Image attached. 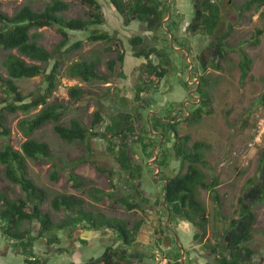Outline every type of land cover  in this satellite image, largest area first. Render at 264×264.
Wrapping results in <instances>:
<instances>
[{"label":"rangeland","instance_id":"rangeland-1","mask_svg":"<svg viewBox=\"0 0 264 264\" xmlns=\"http://www.w3.org/2000/svg\"><path fill=\"white\" fill-rule=\"evenodd\" d=\"M48 1L0 0V9L11 14L21 4L29 3L34 9L41 10ZM65 1L68 2V9L63 12L65 17L87 16L88 5L81 0ZM98 1L102 5L104 22L93 26V29L104 27L109 36L121 41L125 50L124 61L122 65L115 66V73L108 82L98 80L85 82L81 79L65 77L64 71L68 63L81 58L98 59V70L108 73L107 61L116 54L113 50L116 39L93 40L85 32L69 31L70 42L80 39L81 44L63 54L57 88L48 100L65 104L59 123L67 125L70 119L77 118L89 129V134L83 141L66 142L54 132L52 122L45 123L30 134L32 138L46 141L51 151V157L48 159H26L27 176L46 191L43 210L49 212L55 220L64 217L63 211L53 209L50 200L60 193H72L84 199L85 208L95 212L101 211L109 217L123 219L128 224L142 218L144 214L141 210L136 208L127 210L116 198L120 195H132L134 190L130 189L129 185L134 183L142 186L143 192L149 194V204H155L153 201L160 196L163 186L160 173L158 174L157 171L162 170L159 166L162 149L166 147L169 149V158L164 167L168 175L176 173L180 165V158L170 151L174 141L173 133L171 140L163 144V133L158 124L159 121L168 122V117L174 116L172 122L177 121L178 135H189L187 146L194 141H202L207 145L203 149V158L207 166L203 167L200 164L199 166L205 172L208 181L214 175L217 176L216 188L220 204L216 208L210 192L199 188L198 197L206 207L208 215L205 229L193 227L187 221L173 222L174 226L168 233V241H163L167 244L166 252L177 254L180 250L181 264L213 263L216 254L233 256L242 264H264V134L260 142L254 143L257 121L259 118H264V104L259 99L260 94L264 93V35H258L255 43L252 38L257 28H264V4L256 11L253 8L241 10L240 6L244 0H219L220 25L214 34L202 35L194 22L193 0H175L178 26L174 32L170 31V34L166 32L167 37L159 29L146 30V27L136 20L124 25L121 16L112 8L108 0ZM169 11L171 13L170 8ZM228 26L231 27L230 34L223 41H219L220 32L226 31ZM93 29L92 31H95ZM35 31L40 32L38 42L47 50H51L61 38L54 25L43 26ZM134 35L143 36L148 49L154 47L150 51L151 58L155 62L158 56L169 57L168 72L158 84H148L138 99L134 96L135 84L140 78L147 79V76L143 71L145 59L142 56L132 55L135 47L129 44L128 39ZM173 35L182 45H179L176 39L170 40V36L173 38ZM108 46L113 49L108 50ZM220 46L226 49L227 54L220 59L219 67H214ZM6 53L7 51L0 49V73L4 77H7V73L2 67V59ZM243 53L251 59L250 69L244 77L241 76L239 68ZM198 76H204L208 80L205 89L211 98V111L201 112L200 120L194 122L184 118L192 112L193 104L200 105V95L196 90ZM15 83L21 93L28 96L25 99L27 101L30 97L43 93L46 77L40 74L16 79ZM73 84L81 85L89 95L84 99L70 100L67 88ZM30 94L33 95L29 97ZM5 96L0 85V101ZM12 99L14 100L15 97ZM98 107L103 121L95 130L90 131V121L94 110ZM117 108L132 113L134 118L133 133L125 138L117 135L111 139L117 145L123 142L127 144L132 160L131 166L136 172L134 178L129 177L128 170L123 171L114 163L113 156L107 149L109 141L104 139L102 133L108 117ZM38 109H32L28 114L20 110L14 113L5 112L4 125L9 133L0 135V147L3 143L9 142L14 148H19L20 143L28 137L24 136L17 122L25 115H33ZM140 127L147 128L151 134V141L145 142H149L147 152L152 151L154 157L147 158V153L142 151L141 145L133 141L141 133ZM79 156L85 157V161L77 164L73 171L84 179L91 180L83 190L74 188L67 178L69 161ZM186 165L187 163H184V167ZM98 168L104 170L99 171ZM53 170L57 171L56 179L52 178ZM92 187L105 194L92 192ZM112 188H116V191L113 192ZM0 191L10 198L23 196L19 185L5 177L2 165H0ZM132 198L139 201L140 196L134 193ZM152 205L151 208H156ZM242 206L254 214L250 239L243 243L241 233L249 223L247 214L239 216ZM157 213L159 214L158 210L152 214L157 215ZM237 217L239 218L236 225L230 226L231 221ZM152 220L154 224L155 219L151 215L139 231L137 241L140 245L125 248L133 264L156 262V257L154 259L152 255L154 249L151 247L156 241L154 237H148L152 232ZM28 226L35 234L37 224ZM78 230L84 233L82 236L85 237V242L76 238L80 232H76L75 237V230L70 228L60 234L61 243L58 245H47L43 239L36 241L34 251L41 260L40 264H83L98 258L107 245H118L115 236L110 232L91 230L86 232L82 226H79ZM201 233L203 242L202 239L198 240ZM74 241L79 245V249L72 248ZM146 242H150L151 245H146ZM196 242L199 244L196 245ZM213 244L216 246V253L209 251ZM245 244L252 250V254L246 255L244 251L236 248ZM59 245L71 251L59 253L57 252ZM181 254H183L182 260ZM0 264H25L18 248L1 236Z\"/></svg>","mask_w":264,"mask_h":264},{"label":"trees","instance_id":"trees-1","mask_svg":"<svg viewBox=\"0 0 264 264\" xmlns=\"http://www.w3.org/2000/svg\"><path fill=\"white\" fill-rule=\"evenodd\" d=\"M174 1L170 0L169 4L171 17L162 26V21L168 12L167 0H108L112 8L121 16L124 25H128L136 20L143 24L146 30L154 31L159 29L167 37L168 35L163 27H167L169 32H174L178 26V14L175 10ZM218 1L201 0L200 3L198 2L195 5L194 22L202 35L214 34L220 25L221 11ZM81 2L88 5L86 17H65L63 12L68 9V2L65 0H49L41 10L34 9L29 3L21 4L11 14L0 9V49L7 51L2 59V67L6 71L7 77H4L0 73V85L6 94L0 101V104H2L0 106V135H8L9 133V130L4 125L5 112L14 113L20 110L24 114H28L30 110L39 108L33 115H25V117L18 120L17 125L19 129L23 132L24 136L28 137L20 143L19 148H14L9 142L3 143L0 147V165L3 166L5 177L12 183L19 185L23 192L22 197L10 198L0 191V236L5 240L11 241L18 248L25 264L41 263L40 258L34 251V243L36 241L43 239L46 244L58 245L61 243L60 234L63 231L69 228L75 230L79 226L84 227L86 230L101 231L103 233L110 232L115 236L116 242H118V245H107L98 258L90 262H84L83 264H133L125 248L140 245L138 244L140 242L137 241L138 231L146 221V216L144 215L142 218L128 224L123 219L109 217L101 211H92L85 208V202L82 197L72 193H60L51 198L50 203L53 209L55 211H63L65 214L64 217L55 220L49 212L42 208V204L47 196L45 189L36 185L27 176V158L48 159L51 157V151L46 141L30 137V134L34 130L42 127L47 122H52L54 132L66 142L83 141L89 134V129L77 118L70 119L67 125L59 123L64 113L65 104L56 100H48L54 89L57 88L63 54L79 47L81 44L80 39L70 42L69 31L85 32L93 40L113 38L103 30L93 29V26L104 22L100 2L98 0H81ZM263 4L264 0H244L240 9L253 8L256 11ZM48 25L56 26L61 36L60 40L51 50H47L38 42L40 32L35 31L37 28ZM92 29L95 31H92ZM230 31L231 27L228 26L226 31L220 32L218 40L223 41L230 34ZM261 34L264 35V28H257L255 35H252L254 43L257 42V36ZM172 39L174 41L176 39V42L182 45L174 35ZM143 40L144 38L141 35H134L128 39L129 44L135 47L132 55L135 57L142 56L145 59L143 71L147 76V79L140 78V81L135 84V99L140 97V93L144 91V88L148 84H158L160 79L168 72L169 66V57L167 56H158L155 62L151 58L150 51L154 47L148 49L146 42H143ZM116 41L114 44L115 49L110 46L107 47L108 50L113 49L116 51L115 57L107 61L108 73L98 70V59L81 58L68 63L64 71L65 77L69 79H81L85 82L93 80L108 82L110 77L115 73V66L117 64L122 65L125 57L123 44L118 39ZM168 45H170L169 39ZM226 54V49L220 46L217 51V60L213 66L219 67L220 59L225 57ZM25 58L30 61H27ZM250 66L251 59L246 53H243V57L239 62L242 77L248 73ZM40 74L46 77V86L43 93L35 97H30L33 95L30 94V99L25 101L28 96H24L21 93L15 80L30 78ZM198 79L196 90L200 95V105L193 104L192 112L184 118L194 122L200 120L201 112L210 113L211 111V98L205 89L208 80L204 76H198ZM67 93L69 99L72 101L84 99L89 95L85 88L77 84L70 85L67 88ZM14 97L15 99L13 100L12 98ZM259 99L264 104V93L260 94ZM174 118V116H169L168 122H158L161 127L160 130L163 133V144L171 140V133H173L174 141H172L170 151H173L180 158L178 171L172 175H168L164 171V167L169 158V149L167 147L162 149L161 161H159V166L162 167V170L158 174L160 173V177L165 178L166 181H162V191L160 196H158L159 209L162 210L159 221L161 222L166 213H169V221H187L191 226L204 230L208 215L206 207L199 200L198 189L202 188L209 191L212 201L217 208L220 204L216 188L218 178L214 175L208 181L205 172L199 166V164L203 167L207 166L206 160L203 158V149L207 145L202 141H194L190 146H187L189 135H178L176 129L177 121L172 122ZM102 121L103 116L101 115L100 107H98V109L94 110L93 118L90 121V131L95 130L96 126ZM134 131L135 125L132 113L118 110V108L108 117V122L102 131L104 139H108L109 141L107 149L112 154L114 163L117 164L119 169L123 171L128 170L130 178H134L136 172L133 170V166H131L132 161L128 156L129 150H127V144L123 142L121 145H117L111 139L117 135L125 138V136ZM140 131L141 133L133 141L141 145L142 151L145 154L147 153V158L154 157L152 151L147 152L150 145L149 142H145L151 141V134L147 128L142 129L140 127ZM82 161H85V157L83 156L69 161L67 178L71 181V185L74 188L83 190L91 180L84 179L73 171L75 166ZM156 161H158V158ZM184 163H187L185 167ZM98 170L103 171L104 169L98 168ZM52 178H57L56 170H53ZM129 186L130 189L134 190L135 194L140 196L139 201L132 198L134 193L132 195H120L116 200L122 203L127 210L136 208L145 214L146 206L150 202L148 193L143 195L140 192L142 191V186L134 183ZM91 191L101 195L105 194L103 191L93 187ZM112 191L115 192L116 188H112ZM95 196L97 197V195ZM162 199H164V205ZM245 214L248 216L249 224L241 233L242 243L249 241L251 224L254 222V214L242 206L239 216ZM238 218H234L230 226H235ZM30 224H37L35 234L33 233V229L28 226ZM164 231V226L159 227L155 231L154 240L156 242L154 246H151L154 249L152 253L154 259L160 253H163L168 260V264H181L180 250L177 254L166 252L165 247L167 244L163 242ZM80 240L85 242L82 238ZM236 248L244 251L246 255L252 254V250L246 244ZM210 249L216 253V246L214 244L210 246ZM57 252L68 253L69 249L59 245ZM141 255L143 256V253ZM214 260L213 263L206 264H242L233 256L221 255L219 258L215 257Z\"/></svg>","mask_w":264,"mask_h":264},{"label":"flooded vegetation","instance_id":"flooded-vegetation-1","mask_svg":"<svg viewBox=\"0 0 264 264\" xmlns=\"http://www.w3.org/2000/svg\"><path fill=\"white\" fill-rule=\"evenodd\" d=\"M168 1V0H167ZM170 1V0H169ZM168 1V2H169ZM195 1L198 3H200L201 2V0H193V8L195 9ZM170 4V3H169ZM168 8H169V5H168ZM167 16H168V14H167ZM165 17L164 18V20L162 21V26H163V24L164 23H166V22H168L169 21V19H170V17H171V14H170V16L169 17ZM163 29L166 31V32H168V34H170V32H169V30L167 29V27H163ZM144 38V37H143ZM143 42H144V40H143ZM147 44V43H146ZM128 156L130 157V154L128 153ZM131 158V157H130ZM132 161V160H131ZM158 172H159V170H157ZM167 174V173H166ZM160 179L162 180V181H166V179L165 178H162V177H160ZM142 190V189H141ZM143 195H145V194H147V193H145V192H143V190L142 191H140ZM148 197L150 198V196H149V194H148ZM153 203H155L154 205H152V204H148L147 206H146V212H145V216H146V219H150V217H151V215L153 216V218L155 219V223L153 224V220H152V225H151V230H152V232L150 233V235L148 236V237H151V238H153L154 236H155V231L157 230V229H159V227H163L164 226V228H165V231H164V233H165V235L163 236V241L164 240H166V241H168L167 240V237H168V233H169V230H171V228H173V222L172 221H169V213H166V215H165V217H164V219H162L161 220V222L159 221V219H160V214L162 213V210L161 209H159V203H158V198H156V199H154V201H153ZM162 203H163V205H164V201H163V199H162ZM156 206V208H151L150 206ZM156 210H158L159 211V214L157 213V215L155 214V215H153L155 212H156ZM155 211V212H154ZM153 213V214H152ZM177 226V225H176ZM143 227V225L141 226V228ZM141 228H140V230H141ZM139 230V231H140ZM138 231V232H139ZM139 234V233H138ZM199 235V234H198ZM203 234L201 233L199 236H198V240H201L202 239V242L204 241V238H203V236H202ZM193 237V236H192ZM199 243L198 242H196V245H198ZM146 245H151V243L150 242H146ZM221 248V247H220ZM209 251H212V252H214V250H209ZM215 253V252H214ZM213 255H215V254H213ZM207 258H209L208 256H206ZM215 257H220L219 255H215Z\"/></svg>","mask_w":264,"mask_h":264},{"label":"built area","instance_id":"built-area-1","mask_svg":"<svg viewBox=\"0 0 264 264\" xmlns=\"http://www.w3.org/2000/svg\"><path fill=\"white\" fill-rule=\"evenodd\" d=\"M264 134V118H259L257 121V126H256V133L254 136V143L255 142H260L261 137ZM253 144V143H250ZM155 264H168L167 258L163 255V253H160L156 257V262Z\"/></svg>","mask_w":264,"mask_h":264},{"label":"crops","instance_id":"crops-1","mask_svg":"<svg viewBox=\"0 0 264 264\" xmlns=\"http://www.w3.org/2000/svg\"><path fill=\"white\" fill-rule=\"evenodd\" d=\"M169 3H170V1H169ZM99 25H100V24H99ZM99 29H100V30H103V31H105V32L107 33V31H106V29H105L104 27H99ZM78 228H79V227H78ZM78 228L75 229V237H76V232H80L79 235H77L78 237H76V238H78V240L81 241L80 238L85 239V237L82 236V234H84V233H82L80 230H78ZM91 231H92V230H91ZM73 237H74V236H73ZM78 240H76V242H77ZM76 242L74 241V242H73L74 245L72 246V248H74L75 250H76V249H79V247H78L79 245H77ZM81 242H82V241H81ZM47 245H51V244H47ZM142 246H143V245H142ZM142 246H141V247H142ZM142 249H143V248H142ZM70 251H71V250H70ZM70 251H69V252H70Z\"/></svg>","mask_w":264,"mask_h":264},{"label":"water","instance_id":"water-1","mask_svg":"<svg viewBox=\"0 0 264 264\" xmlns=\"http://www.w3.org/2000/svg\"><path fill=\"white\" fill-rule=\"evenodd\" d=\"M169 1V0H168ZM168 5H169V2H168ZM170 11H169V8H168V16L167 17H169L170 16ZM170 40H172V36H170ZM172 42V41H171ZM163 201H164V199H163ZM88 231H90V230H86V232H88ZM183 253V252H182ZM183 259V254H181V260Z\"/></svg>","mask_w":264,"mask_h":264}]
</instances>
